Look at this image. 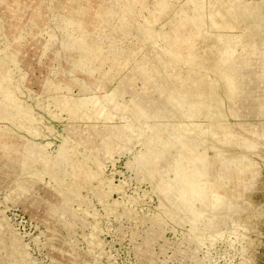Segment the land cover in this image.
<instances>
[{
  "label": "rangeland",
  "instance_id": "1",
  "mask_svg": "<svg viewBox=\"0 0 264 264\" xmlns=\"http://www.w3.org/2000/svg\"><path fill=\"white\" fill-rule=\"evenodd\" d=\"M159 1L0 0V14L6 13L0 24L16 56L7 88L19 80L31 104L25 126L17 128L21 135L0 118V264H264V218L252 215L264 203V184L246 175L249 165L256 166L254 177L264 171V145L257 165L231 162L241 165L238 172L216 170L218 159L207 149L220 121H242L249 134L264 123V0H239L262 20L237 25L226 16L222 26L214 16L227 10L225 0H164L161 14ZM66 11L76 13L84 32L66 20ZM180 18L199 20L201 34L188 22L174 28ZM78 33L82 51L65 46L66 35ZM79 57L86 68L76 64ZM237 62L231 77L227 64ZM209 63L218 64L216 73ZM189 74L221 92V110L187 115L202 99L177 90ZM81 85L87 105L78 116L48 101L50 94L77 95ZM120 87L124 93L116 97ZM165 106L167 112L156 111ZM31 122L34 128L26 126ZM61 145L70 151L63 173L52 167ZM189 180L204 191L198 198L192 193L195 201L175 190ZM224 189L233 195L224 197Z\"/></svg>",
  "mask_w": 264,
  "mask_h": 264
},
{
  "label": "bare ground",
  "instance_id": "2",
  "mask_svg": "<svg viewBox=\"0 0 264 264\" xmlns=\"http://www.w3.org/2000/svg\"><path fill=\"white\" fill-rule=\"evenodd\" d=\"M130 1H134V0H130ZM139 1V0H137ZM192 2V1H191ZM159 3H161V6H160V14L163 13L164 11H166V2L164 0H160ZM197 4V3H196ZM221 4L222 6H227V10H221L218 12V17H217V12L215 13V16H214V20L218 23H220V25L222 26L224 23V21L226 20V16H229L231 17V20L233 21L234 24H240L242 22H244L245 20H251L252 21V25L256 22V21H260L262 20L260 17L256 16V15H253L252 13H248L244 7L241 5L240 1L239 0H225V1H221ZM189 5V4H188ZM197 7V6H196ZM0 8H4L2 7L1 3H0ZM150 9V8H149ZM153 9H151L152 11ZM147 12L149 13H153V12H150V10H148ZM4 14L6 13H2L0 15H3V20H5L4 18ZM65 17H66V20H68V22L73 26L78 28L79 30L81 31H85L84 28L82 27V24L81 22L79 21V19H77L75 16H76V13L75 12H67L65 13ZM74 14V15H72ZM195 15V14H194ZM176 19V18H175ZM189 19V18H188ZM186 18V21L185 19H177L175 20L174 22V28H180V26H183V25H187L185 23L188 22V29L189 27L192 28L193 33L196 31L200 32L201 31V26L202 24L199 23V20H188ZM196 19V18H195ZM199 19V18H198ZM67 23V22H66ZM251 23V22H250ZM12 24H18V22H12ZM229 24V23H228ZM226 25V24H225ZM73 26V27H74ZM204 26V25H203ZM202 26V28H203ZM231 26H233V24H231ZM244 26V25H243ZM237 27V26H236ZM248 27V26H246ZM206 28V27H205ZM245 29V28H244ZM178 30V29H177ZM190 30V29H189ZM18 32H19V29H18ZM182 32V31H180ZM209 32V31H207ZM16 33H17V30H16ZM190 33V32H189ZM181 35V33H179ZM178 34V35H179ZM201 34V32H200ZM206 34V33H205ZM194 35V34H193ZM222 35V34H221ZM66 45L65 46H69L70 48H72V46H76L78 49H80L82 51V48H81V45L79 43H81L84 39L81 38L82 36L78 33L77 35H66ZM71 36V37H69ZM184 36V35H182ZM180 37L179 39H177L175 41V50L172 52V53H177V55L179 54L180 55V51L182 50L180 47H183L181 45L182 43V40L184 37ZM231 36V35H230ZM7 37H8V40L11 39L12 36H9L8 34H4L3 31H2V26L0 24V88L1 90L4 89V93H3V96H0V118H1V121H5L7 126H9L10 129H13L15 132L17 131V128L18 126H23V123L25 122L24 119L25 118H29L27 115L28 113L30 114V107H31V104L28 102L27 103V96H25L22 92L24 91V88L22 87L21 83L19 82V80L17 82H15L16 85H14L15 87L11 88L13 86V82L10 81V77H9V73H11L12 71H14V66L16 67V56L10 52V50L8 49L9 48V42L7 41ZM186 37V36H185ZM196 37V36H195ZM222 37V36H221ZM187 39L189 37H186ZM218 38V37H217ZM229 39V38H228ZM74 40V43L73 41ZM185 40V39H184ZM183 40V41H184ZM218 40V39H217ZM224 40V39H223ZM232 41V40H231ZM185 43V42H184ZM220 43V42H219ZM223 43V42H222ZM230 43V42H229ZM11 44V43H10ZM191 44V43H190ZM227 44V43H226ZM231 44V43H230ZM181 45V46H180ZM222 45V44H221ZM44 49L45 48H48V44H45L44 42H41V45ZM218 46V45H217ZM75 47V48H76ZM232 46L230 45V48ZM74 48V49H75ZM229 48V49H230ZM228 49V48H227ZM226 49V51H227ZM228 49V50H229ZM220 50H222L220 48ZM168 52V51H167ZM189 52V51H188ZM114 53L116 54V52H113V56H114ZM191 54V52H189ZM188 53V54H189ZM187 54V55H188ZM225 54V53H224ZM224 54H222L224 56ZM228 54H229V51H228ZM20 55V54H19ZM175 54V57L177 56ZM172 56V55H171ZM184 56V55H183ZM223 56L221 58H223ZM18 57V56H17ZM173 57H174V54H173ZM174 57V58H175ZM178 57V56H177ZM176 57V58H177ZM189 57V56H187ZM194 55L191 56V58L194 59ZM225 57V56H224ZM50 58V57H49ZM196 58V57H195ZM80 61H76V64L82 66L83 68H86L87 66V63H86V60H84L82 57H79ZM106 59H108V56L106 55ZM105 59V61H106ZM182 59V58H181ZM186 59V58H184ZM188 59V58H187ZM158 60V59H156ZM177 60V59H176ZM179 60V58H178ZM103 61L102 63H100L97 67H95V69L97 71H101V66L102 64H104ZM185 63V61H183ZM202 62V60H197L196 63H200ZM114 63V62H113ZM156 63V67L159 68V62L157 63V61L155 62ZM223 63V62H222ZM188 64V63H186ZM191 64V63H190ZM194 64V63H192ZM22 65V64H21ZM218 65V64H217ZM217 65H212V64H206V67H208L210 70H212L213 72H217V70L215 68H217ZM229 65V66H228ZM69 67L72 68L71 65H68ZM188 66V65H187ZM194 66V65H193ZM227 68L230 70V76L233 77V75L235 76L237 71L235 70V67L238 66V62L237 63H234V64H227ZM155 67V68H156ZM195 67V66H194ZM197 68V66H196ZM25 69V68H24ZM208 69V70H209ZM73 70V69H71ZM23 71V70H21ZM191 71V70H190ZM12 72V73H13ZM19 72V71H18ZM17 72V73H18ZM27 72V71H26ZM210 72V71H209ZM21 72H19L20 74ZM15 74V73H14ZM23 74V73H22ZM150 74V73H149ZM152 75V74H150ZM149 75V76H150ZM157 75V74H156ZM191 76H187L186 79L188 82H185V83H179V84H175L177 90L181 93V95L183 94L184 97H188L189 100H191V98H195L198 94L202 95V99L200 98V101H199V104H197L193 109L191 108V110L189 111V107L187 108L188 111H187V115L189 116H200V115H205V111H210L209 113H211V111L213 112L214 110H221L220 107H219V104L221 101H219V96L222 95L221 92L218 94V93H215L213 88L209 87L207 84H206V80L204 81L203 78H199V80H195V75L194 74H189ZM16 77H18L17 75H15ZM22 76V75H21ZM197 76V75H196ZM24 77V76H23ZM155 77V76H154ZM153 77V78H154ZM255 77V76H254ZM13 78V77H12ZM27 78V77H26ZM151 78V77H149ZM152 78V79H153ZM173 78V77H172ZM155 79V78H154ZM13 80V79H12ZM189 80H192L189 82ZM12 82L13 84H11L10 88L11 89H8L7 87L9 86V84H6V83H9ZM16 81V79H15ZM154 81V80H153ZM152 81V82H153ZM186 81V80H185ZM223 81V79L219 78L218 79V85L221 84ZM22 82V81H21ZM162 82H164L165 85H170L171 84V81L170 79L168 78H164L162 79ZM192 82V83H191ZM173 83V82H172ZM174 86V87H175ZM80 87V86H79ZM81 90L82 92L78 93L77 95H68V94H60V93H55V94H50V95H47V97L49 98L48 101H52L54 104H55V107H59L60 108V111L61 109L62 110H66L67 113L70 112L72 115H76L78 116L79 114L83 113L84 110H86V98L83 96V93L86 91V88L81 85ZM20 90V91H18ZM26 90V89H25ZM169 90V89H168ZM124 91V87H120L117 89V94L115 95L117 97V95H119L120 93H122ZM26 92V91H25ZM124 93V92H123ZM85 95V94H84ZM179 95V94H178ZM198 95V96H199ZM234 98H235V94L232 95ZM222 97V96H221ZM27 98V99H26ZM47 98V99H48ZM114 98V97H113ZM223 98V97H222ZM117 99V98H114V100ZM187 99V100H188ZM197 99V98H196ZM106 100V98H105ZM104 100V101H105ZM185 100V101H187ZM51 101H50V104H51ZM179 101V100H178ZM192 101V100H191ZM194 101V100H193ZM227 101V100H226ZM188 103V102H187ZM191 103V102H190ZM96 104V103H95ZM189 104V103H188ZM129 105V104H128ZM185 105V104H184ZM192 105V104H190ZM95 106V105H93ZM162 105H160L159 107H161ZM219 107V108H218ZM228 108V107H227ZM92 109V108H91ZM104 109V108H103ZM93 110V109H92ZM168 111L167 107H163V108H157L156 111ZM57 111V110H56ZM4 114H3V113ZM85 112V111H84ZM22 113H25L24 115L21 116ZM27 113V114H26ZM53 113V112H51ZM91 113V112H90ZM19 115V116H18ZM52 115V114H51ZM57 115V114H56ZM182 115V114H181ZM208 115V114H207ZM206 115V116H207ZM221 115V114H220ZM21 116V117H20ZM31 116V115H30ZM205 116V117H206ZM211 116V115H209ZM23 117V119H21ZM25 117V118H24ZM50 117V116H49ZM60 117V116H59ZM93 117V116H91ZM101 117V116H100ZM203 117V116H202ZM21 120H20V119ZM34 118V117H33ZM33 118L31 116L30 120L32 119V122L35 124V122L33 121ZM51 118V117H50ZM55 118V117H54ZM67 119V118H66ZM203 119V118H202ZM210 119V118H208ZM213 119H215L213 117ZM28 120V119H27ZM100 120V119H99ZM98 120V121H99ZM111 120V119H109ZM193 120V119H192ZM240 120H241V117H240ZM24 121V122H23ZM91 121V120H90ZM246 121V120H244ZM260 119L256 120V122H259L260 123ZM27 122V121H26ZM30 122V121H28ZM32 122L26 126H29L31 128H34L35 126L32 124ZM186 122V121H185ZM194 122V120H193ZM247 122V121H246ZM264 122V120H263ZM4 123V122H3ZM214 123V121H213ZM218 123V122H217ZM216 123V124H217ZM243 123L242 121H239L237 122L236 124H230L226 121H220L217 125V127H215L216 125H213L212 129L213 131H215L214 135L212 136L210 142L207 144V149L209 150L208 152H212L213 154V158L215 159H218L217 163L218 165H216V170L217 169H220L221 167H228V171H230V169L237 171L241 168V165L242 163L243 164H247L246 160L247 159H250V161L253 160V162H256V165L259 163L258 160H256V158L258 157L257 153H262V151H260V148L262 149L263 146H261L260 143H263L264 145V141H263V138H262V135L261 134H264V123L263 124H260V125H263L260 126H256V129H252L251 130V134L249 133H243L242 130H241V126L240 124ZM32 124V125H31ZM24 126H25V123H24ZM23 128V127H22ZM21 128V129H22ZM20 129V128H19ZM27 129V127H26ZM26 129H24V131H26ZM29 129V128H28ZM32 131L34 129H31ZM30 131V130H29ZM30 131V132H32ZM18 132V131H17ZM16 132V133H17ZM23 132V131H22ZM34 132V131H33ZM235 132L237 135H234V137H231L230 135ZM19 133V134H18ZM17 134L18 135H21L20 132H18ZM24 133V132H23ZM26 133V132H25ZM24 133V134H25ZM27 133H28V130H27ZM33 134V133H32ZM221 134V136H220ZM256 135H259V141L257 143V140L258 138L255 137L253 138L254 136ZM27 136V135H26ZM36 136V135H35ZM231 137V139L229 137ZM253 138V139H252ZM32 139H35L33 137H30V136H27V141H33ZM55 139V138H54ZM56 140V139H55ZM88 140L90 142H93V138L90 139L88 138ZM69 141V140H68ZM69 144V143H68ZM206 145V143H205ZM62 146V145H61ZM188 146L190 148H194L196 146L195 143H188ZM18 147V143H13L12 146H11V153H10V161H12V157H14V151L16 150V148ZM66 147V146H65ZM64 146L60 147V154H58L57 157H55V160L53 161V165L52 167L54 169H56L57 172L59 173H63L64 172V167H63V162L66 160L67 157L70 156L69 152L65 149ZM205 149V148H204ZM74 151V150H73ZM253 151V153H251ZM253 154V156H252ZM24 155V154H23ZM212 157V156H211ZM254 157V158H252ZM25 158V156H24ZM27 159V158H26ZM28 160V159H27ZM210 159L207 158V154L203 155L202 158H201V161H203L205 164L209 161ZM236 161V160H241V165L236 164V168H238V170H236V168L232 167L231 166V162L233 161ZM10 161H8L10 163ZM234 161V162H235ZM258 161V162H257ZM239 162V161H238ZM11 164V163H10ZM22 164V169H25L27 166V162H25L23 160V162H21ZM255 165V164H254ZM218 166V167H217ZM250 169L249 173L246 174L247 176H251L250 179L251 182H256V183H259V184H264V171H261V172H257L256 176L254 177L253 173H254V170L256 169V166H252L248 167ZM198 169L197 168H193L191 170V173L192 175H196V171ZM232 170V171H233ZM234 171V172H235ZM257 171V169H256ZM253 177V178H252ZM192 179V178H190ZM199 183H196V181L194 180H189V181H186V182H181V184L179 186H177L175 188V190L177 191V194L180 198L184 199L185 197L188 198L189 195L191 194V200L194 199L193 194H196L195 196L197 197V194H200L202 193L203 189L202 187L200 188L199 186L200 185H197ZM203 185V184H202ZM251 185V184H250ZM252 186V185H251ZM257 186V185H256ZM255 186V187H256ZM259 186V185H258ZM237 188L239 189V191L241 190V187L237 186ZM259 188V187H258ZM264 188V187H262ZM257 190V189H256ZM204 192V191H203ZM245 193V192H244ZM223 195H225L224 197L226 196H232L233 195V192H231L230 190H226L224 189V191L222 192ZM188 196V197H187ZM195 197V198H196ZM201 197V196H199ZM204 197V196H203ZM198 198V197H197ZM196 198V199H197ZM194 199V201L196 200ZM200 199V198H199ZM198 199V200H199ZM201 201V199H200ZM193 203V202H192ZM200 203V202H199ZM204 203V202H203ZM195 204V202H194ZM193 206V205H192ZM257 207V206H256ZM255 207V208H256ZM251 212V210L249 211ZM260 213L262 214V218H264V203H260L259 207L256 208V210L253 209V214L252 215H255L258 219V215H260ZM250 214V213H248ZM261 222H263L264 220L263 219H259ZM263 220V221H262ZM252 222V221H251ZM256 222V221H255ZM254 222V223H255ZM259 222V221H258ZM257 222V223H258ZM257 223H255L257 225ZM260 223V222H259ZM258 223V224H259ZM252 224V223H251ZM261 225H264V224H261ZM259 224V226H261ZM254 226V225H253ZM263 227V226H262ZM259 228V227H258ZM261 228V227H260ZM264 229V227H263ZM263 232V231H262ZM264 248V247H263Z\"/></svg>",
  "mask_w": 264,
  "mask_h": 264
}]
</instances>
